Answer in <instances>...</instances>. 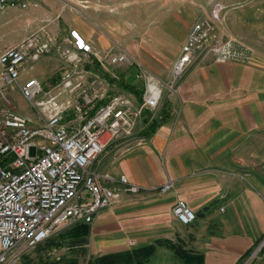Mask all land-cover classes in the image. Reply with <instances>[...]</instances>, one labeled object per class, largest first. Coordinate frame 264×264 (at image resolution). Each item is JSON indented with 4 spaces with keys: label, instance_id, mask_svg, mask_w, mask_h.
I'll return each instance as SVG.
<instances>
[{
    "label": "crops",
    "instance_id": "obj_1",
    "mask_svg": "<svg viewBox=\"0 0 264 264\" xmlns=\"http://www.w3.org/2000/svg\"><path fill=\"white\" fill-rule=\"evenodd\" d=\"M213 1L43 0L31 10L56 14L45 35L57 43L62 38L65 44L67 33L77 30L100 51L120 45L142 65L139 71L170 81L192 27L209 17ZM58 62V69L48 63L43 71L23 69L20 84L37 79L48 91L54 90L71 68L62 57ZM127 70L122 71L127 72L125 79L122 72L112 74L108 94L130 98L137 108L144 89L133 79L134 70ZM263 82L254 64L218 62L202 52L177 87L162 84L155 113L162 115L160 121L149 109L143 110L133 137L106 140L91 170L112 179L126 176L140 192L106 183L121 188V196L89 224L96 252L128 251L177 237L184 241L187 235L192 239L189 250L202 253L204 264H264V254L244 261L264 236V194L258 190L264 188ZM68 99L63 97L64 102ZM9 108L16 112L13 105ZM168 183L172 187L161 193ZM178 201L197 214L193 224L184 225L175 216ZM167 251L161 247V252Z\"/></svg>",
    "mask_w": 264,
    "mask_h": 264
},
{
    "label": "built area",
    "instance_id": "obj_2",
    "mask_svg": "<svg viewBox=\"0 0 264 264\" xmlns=\"http://www.w3.org/2000/svg\"><path fill=\"white\" fill-rule=\"evenodd\" d=\"M42 3L43 0H0V12L17 7L28 10ZM213 34L208 21L194 24L174 69L176 80L183 78L198 51L205 49L204 53L228 58L226 45H209L212 38L217 39ZM72 39L74 48L57 50L73 70L67 71L59 85L45 92L42 99H37L44 92L40 81L30 79L19 84V80L29 60V50L37 44L34 57L38 58V54L50 51V43L33 38L0 55L2 87L18 86L40 122L19 115L9 104L5 109L0 89V264H8L11 255L22 245L33 248L43 244L62 227L91 224L98 212L120 198L121 188L108 186V181L130 193L140 191L126 176L112 179L91 170L105 151L107 137L129 135L133 121L140 114L133 111L131 101L122 95L98 106L105 94L98 89L97 81L87 87V72L78 70L82 58L89 59L93 48L76 31ZM110 64L134 65L126 54L111 58ZM147 86L145 106L155 108L161 95L160 86L151 76ZM67 93L77 95L73 107L76 116L71 119L70 102L63 101ZM171 187L168 183L162 191L167 192ZM174 214L184 225L197 220L196 213L183 201L175 204Z\"/></svg>",
    "mask_w": 264,
    "mask_h": 264
},
{
    "label": "rangeland",
    "instance_id": "obj_3",
    "mask_svg": "<svg viewBox=\"0 0 264 264\" xmlns=\"http://www.w3.org/2000/svg\"><path fill=\"white\" fill-rule=\"evenodd\" d=\"M37 10H22L20 8H8L2 12H0V55L7 50L8 48L17 47L23 45L28 40L33 38H40L42 41L49 42L51 47L50 51L45 54H38L39 57L35 58L36 55V47L35 44L29 50V60L24 66V70L27 68H35V71H43V64L48 63L52 65L53 69H58L59 67V58L61 59V54L58 52V47H66V49L74 48V41L72 39L73 31L77 30H70L67 34L66 43H57L52 37L46 36L50 34V27L51 21L56 20V18L52 19V15L55 16L56 14L50 13H37ZM209 17L206 18L204 21H208L213 29L214 34L217 39H211L209 45L212 47L215 43H220L222 46H227V59H221L219 56L215 55L214 53L212 56L218 62H227V61H235L241 64H254L256 67L261 70L262 78H264V0H214L210 10H208ZM56 17V16H55ZM79 32V31H78ZM77 32V33H78ZM80 33V32H79ZM44 34V36H43ZM46 34V35H45ZM52 35V34H51ZM81 35V33H80ZM82 36V35H81ZM83 37V36H82ZM84 38V37H83ZM188 39V38H187ZM187 42V40H186ZM90 45L93 48V52L96 56H90L91 58H82V64L78 68L79 71L84 68L87 75H85L87 87H91L93 82H98L99 90H101L105 96L99 100L101 105L107 104L111 99L112 95L108 92L110 91V80L112 74H119L123 70H127L126 67L123 65H116L111 66L110 59L116 57L121 54L128 53L125 51L120 45H113L110 49L106 51L98 50L92 43ZM185 45V44H184ZM183 45V47H184ZM229 45V47H228ZM220 48V47H219ZM205 49L198 51L194 54L192 62L187 67L186 73L184 74L182 79L176 80L174 77V69L176 65H178L179 60L182 55H179L178 60L172 67V78L170 81L162 78L161 76H156L150 71H145L138 69V65H142L137 63V61L127 55L133 62V66H130L127 71L134 70L133 72V79L137 80L140 83L141 88L144 89V92L141 98L138 100L137 108L133 106L132 109L135 112H139V118L142 115V111L149 109L154 113V117L156 121H160L162 119V115H156V110L158 111L159 105L161 102V97L163 95L162 91V84L167 83L166 86H169L170 89H173L175 86L177 87L183 79L186 77L187 72L189 69L196 63L197 58L199 55H202V52ZM229 50V51H228ZM96 58V59H95ZM99 59L101 62H99ZM63 61H65L63 59ZM69 64V63H68ZM88 67V68H87ZM143 69V68H142ZM69 70H73L72 66ZM68 70V71H69ZM137 70V71H136ZM23 71V70H22ZM127 73V72H126ZM126 73H120L122 78L125 79ZM153 77L160 86L161 95L159 99V103L155 106V108L145 106V91L147 86V79L149 77ZM52 77V75L50 76ZM49 77V78H50ZM62 79V78H61ZM166 81H163V80ZM21 80V79H20ZM19 80V84H20ZM61 81V80H60ZM126 81V80H125ZM127 83V81H126ZM264 84V82H263ZM119 86V84H117ZM122 87L125 86L124 84L121 85ZM44 92L37 98L42 99L45 96V92H48V86L42 85ZM121 87V89H122ZM0 89L2 91L4 97V108L7 109L9 105H13L16 108V112L29 119L34 120L36 123L39 122V117L37 112L33 109L32 105L23 98L21 91L18 86H9V87H2V83L0 82ZM64 97L70 98L68 109V116L73 118L74 112V103L77 100L76 93L71 94L67 93ZM130 100V98H128ZM131 101V100H130ZM133 101H131L132 103ZM9 104V105H8ZM145 107V108H143ZM138 109V110H137ZM159 113V112H158ZM138 118L133 121V126L131 127V133L127 137H133V133L136 132L139 125ZM40 124V122H39ZM262 134H261V149L264 151V124L262 125ZM121 136L114 137L113 140L120 138ZM110 137H107L109 139ZM262 164L264 166V157L262 158ZM264 170V168H263ZM264 174V173H262ZM264 178V175H263ZM264 183V182H263ZM164 187V186H163ZM163 187H161L160 192L162 191ZM263 194L264 188L258 189ZM140 192V191H139ZM138 192V193H139ZM136 193V194H138ZM83 196H87V192L83 193ZM121 196V194H120ZM120 200V198H119ZM118 200V201H119ZM118 201L116 203H118ZM115 203V204H116ZM113 204L110 207H113ZM188 205V204H187ZM189 206V205H188ZM190 207V206H189ZM191 208V207H190ZM192 209V208H191ZM197 215V214H196ZM86 225L80 223L79 225L76 224L74 226H66L62 227L58 230L55 234V238H57L58 244L55 247L45 248L43 246H36V247H28L27 245H22L17 251H15L9 260L8 264H90L96 258L101 256L100 253L96 252L94 248L90 244L91 239V229L89 233L85 236L87 243L84 247L70 249L65 241L68 237L67 232L71 233L74 231L77 226ZM65 234V238H61ZM182 239L177 237L173 242L175 244H182L185 246L186 250H189V246L191 245V237L190 236H183ZM172 241V240H171ZM165 248V247H164ZM166 249V248H165ZM168 250V249H166ZM192 251V250H190ZM261 254H264V236L256 243L254 248L248 255H246L244 261H252L253 259H257ZM149 264H183L178 256L173 251L161 252V247L157 250V252L151 257Z\"/></svg>",
    "mask_w": 264,
    "mask_h": 264
},
{
    "label": "trees",
    "instance_id": "obj_4",
    "mask_svg": "<svg viewBox=\"0 0 264 264\" xmlns=\"http://www.w3.org/2000/svg\"><path fill=\"white\" fill-rule=\"evenodd\" d=\"M89 231V226L80 225L71 233L67 232L68 237L65 241L67 242L68 247L70 249L84 247L87 243L85 236ZM65 234L66 233H63L61 238H65ZM55 236L56 235L52 236L49 240L38 246H43L48 249L57 246L58 241ZM160 247H165L166 249L173 251L183 264H204L205 262L202 253L186 250L185 246L180 243L175 244L171 240H157L153 244L138 249L101 255L90 264H149L151 257Z\"/></svg>",
    "mask_w": 264,
    "mask_h": 264
}]
</instances>
